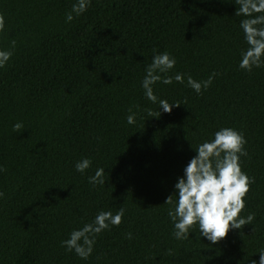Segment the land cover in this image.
I'll list each match as a JSON object with an SVG mask.
<instances>
[{"label":"trees","instance_id":"trees-1","mask_svg":"<svg viewBox=\"0 0 264 264\" xmlns=\"http://www.w3.org/2000/svg\"><path fill=\"white\" fill-rule=\"evenodd\" d=\"M75 0H0V264H250L264 247V67L239 68L247 47L234 0H92L65 22ZM168 51L160 99L179 102L159 116L140 82L154 53ZM217 73L207 90L187 86ZM135 113V123L126 117ZM151 109L158 117H149ZM22 123L20 131L13 125ZM222 127L243 132L242 171L253 178L241 215L212 245L192 229L172 235L164 204L196 155ZM90 157L81 174L75 161ZM105 169L104 184L88 176ZM125 214L96 236L81 259L61 241L101 211ZM131 233V238L128 234Z\"/></svg>","mask_w":264,"mask_h":264},{"label":"clouds","instance_id":"clouds-1","mask_svg":"<svg viewBox=\"0 0 264 264\" xmlns=\"http://www.w3.org/2000/svg\"><path fill=\"white\" fill-rule=\"evenodd\" d=\"M92 0H75L71 9L65 13V22H71L90 7ZM238 6L235 11L239 27L247 47L240 53L239 68L252 71L253 68L264 67V0H234ZM5 30V20L0 14V34ZM15 40L10 48L0 47V69L4 68L13 56ZM176 59L168 51L154 53L151 62L145 66L140 82L143 95L152 103H158L159 116L161 111L170 112L179 102H169L160 99L153 89L157 82L171 84L173 80L184 83L185 74L176 72L168 75L174 68ZM217 73H212L207 79L195 80L187 75V86L197 94L207 90ZM126 117L128 124L135 123V113L129 109ZM149 117H158L151 109L147 110ZM13 131H20L22 123L17 122ZM246 139L243 132L231 127H222L213 133V138L204 140L194 149L193 156L183 169V176L178 177L174 184L175 192L168 196L164 204L170 205L167 216L172 222V235L183 240L190 236L194 228H198L199 237L206 238L215 245L226 237L230 229H241L244 225H252V214L241 215L246 205V194L249 192L253 178L242 171L241 157L245 156ZM92 166L90 157H83L74 163L77 172L83 174ZM5 169L0 165V172ZM105 169L97 167L94 174L88 176L92 185L104 184ZM5 193L0 191V199ZM125 214L123 207L115 213L99 211L90 223L73 229L68 238L61 241L66 251L75 252L81 259H87L94 249L96 236L110 226H118ZM131 238V233L128 234ZM259 260H251L250 264H264V247L259 248Z\"/></svg>","mask_w":264,"mask_h":264}]
</instances>
